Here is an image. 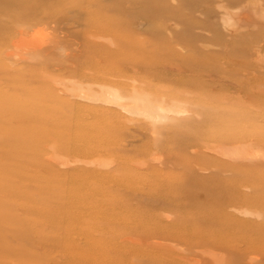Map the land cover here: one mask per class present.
I'll return each mask as SVG.
<instances>
[{"label":"rangeland","instance_id":"374dc122","mask_svg":"<svg viewBox=\"0 0 264 264\" xmlns=\"http://www.w3.org/2000/svg\"><path fill=\"white\" fill-rule=\"evenodd\" d=\"M36 1L41 18L0 33V93L31 92L20 103L38 138L16 142L0 115V264L250 263L246 232L148 236L184 214L264 212V0ZM24 25L44 44L18 59L6 50ZM116 91L171 113L127 111Z\"/></svg>","mask_w":264,"mask_h":264},{"label":"bare ground","instance_id":"6f19581e","mask_svg":"<svg viewBox=\"0 0 264 264\" xmlns=\"http://www.w3.org/2000/svg\"><path fill=\"white\" fill-rule=\"evenodd\" d=\"M37 4H38V2L36 0H24V1H22V0H20V1H18V0H0V13L4 12L5 13L4 15L8 14V16H6L7 18L6 17H3V19L0 18V33L1 32L5 33L6 31L11 30V28H14L16 25L27 24L28 20H30V19H39V18H41V16H39L38 12L35 9L42 8L44 6L38 7ZM15 6H16V8H15ZM46 8H48V7H46ZM45 14L46 15H50L47 12H45ZM6 19H8V20L6 21ZM12 24H13V27H12ZM38 30L37 31H33L29 26H26V25H24L23 27H20V29L17 32V35L10 41L9 49L6 50V52L8 51L7 52L8 55L9 56L12 55L14 57H17L18 59L19 58L23 59L28 53L37 51L40 48V45L43 46L44 42L42 44L41 43H39V44L34 43L35 38L38 37V35L40 34V32H38ZM1 43H5V41L1 42ZM0 72H3V71H0ZM32 72L34 73V69L31 70V73ZM1 75H2V73H1ZM8 81H9L8 83L10 84L11 88L12 87L14 88L13 85L16 84L17 82L20 85L18 87V90H23L22 88L25 87L24 81L20 80L19 78L17 80H15V81H13L12 78H11ZM57 83H59V82H57ZM25 91L26 92L20 93L21 96H16L17 100H14V101H11V97H10V94H8V92L6 94L5 93H0V115H4V116H9L8 114L12 115L11 117L3 119L4 123H3L2 127H3V130H7V131H9L10 133H12L13 135L16 136V139H17L16 142H19V140L22 139L24 141L23 142L24 144H27V146H29L30 148L35 149L34 148L35 147L34 144H35V142L37 141L38 138H37L36 135H32V134L28 133L29 131H28V129H26V127L31 125L35 121L37 122V119L36 118L35 119H30L29 117H27L26 114H25V109L21 106L20 102H21L22 97L25 96L26 98H28V97L32 96V94H31V92L29 90H28L29 92L27 90H25ZM81 93H79V94H81ZM80 96L84 97L85 95L81 94ZM93 97H95V96H93ZM86 98H88V97H86ZM78 99L80 100L81 97H79ZM89 99H90V97H89ZM84 100L88 101L87 99H84ZM111 101L116 102L118 104V106H120L122 108H125L127 111L135 110V111L138 112V110H139L141 112H145L151 118L152 117L153 118L156 117V118L162 119V118H165V114L167 112L171 113L170 112L171 110L169 108L165 107L164 105H162L161 103H159V104L156 103L157 105H152L149 102H147L146 99L142 100V99L137 98V97L133 98V101H129L126 97L121 96L119 93H117V91H116V93H112V99L110 100V102ZM29 102H28V104H29ZM114 102H112L111 104H113L115 106ZM92 103H94V102L92 101ZM95 103H97V102H95ZM99 103L101 104V102H99ZM18 104H20V105H18ZM155 108H156V110H155ZM173 111H175V110H173ZM176 112H179V110H177ZM182 113H184V112H182ZM178 115H179V113H178ZM146 118L148 119V117H146ZM46 127H48V125ZM50 127H51V125H50ZM52 129H56V128L53 127ZM239 148H236L237 151L233 149L232 152L229 151L230 149L228 150V148H226L227 151H225L221 147H220V149L217 148V150L218 149L219 150L222 149L221 152L224 150L223 152H225V153L224 154L222 153L221 154L222 156L226 155V156L229 157V155H227V154H230V156L233 155V157H235V158H237L238 155L241 156L243 154V157H246L249 154V153L247 154L248 149L246 150L247 151L246 152V151H244L245 149L244 150H242V149L240 150ZM217 150H215V151H217ZM194 151L195 150H193V153H194ZM208 151H210V150H208ZM215 151H211V152H215ZM251 151L253 152L254 150L251 149L250 152ZM33 152H34V150H33ZM33 152L30 151V154H28V156H29L28 165L34 167V166L38 165L40 160L38 158L39 156L36 157ZM221 152H217L216 154L221 153ZM252 152L250 153L249 157L251 156ZM256 153L254 154L255 156H257ZM245 154H247V155L245 156ZM254 155L252 154L253 158H256ZM233 157H232V159H233ZM150 158H152V157H150ZM253 158H251V159H253ZM262 158L264 160V157H262ZM237 160H241V159H237ZM26 169L28 170V168H26ZM45 169H46V174L45 175L47 176L48 174H50L49 177L48 176L47 177L51 181L52 180L51 176H53V173H52V171L49 168L45 167ZM57 171L58 170H56V172ZM65 172L66 171H63V174ZM2 173L4 175H6V170L4 169L2 171ZM36 175H38V176L31 175L30 176L31 179L32 180L38 179L39 178V174H36ZM10 192L11 191H10V188H9L8 189V193H10ZM11 195L14 196L13 193ZM183 195H185V193H183ZM49 198H51V197H49ZM8 199H10V196H8ZM15 199L17 200V198H15ZM15 199H14V201H15ZM37 199H36V201H37ZM253 200L256 201V199H253ZM49 206H50V210H52L51 209V205H49ZM39 207H42V206H40V204L38 203V207L36 205L37 210L39 209ZM45 208L49 209V207H45ZM16 209H18V207ZM23 209H24V207H23ZM40 210H41V208H40ZM43 210H45V209L43 208ZM190 213H192V211H190ZM40 215H43V214L39 213V216ZM26 216H28V215H26ZM39 216H37V218H40ZM41 217H44V216H41ZM30 218H32V217H30ZM50 218H49L50 222L48 221V223H50V225H51V222L53 221L52 218H54V217L51 218L52 221H51ZM32 219H35V218H32ZM43 219H45V218H43ZM45 223H47V221ZM52 223L53 224L55 223V225H56V221L55 222L53 221ZM55 225H53V226H55ZM170 229H171L170 232H164V233H167V234H157L156 232H151V233H149L148 237H153L155 239L154 240V244H155V242L161 244L163 239L170 240V239H172L173 236L174 237H177V236L183 237V239L186 238V239L191 241V240H194V239L189 238L190 234H188L189 237H187V234H185V231L190 230L192 232L198 231L199 233H204L205 235H208V234L209 235H211V234L219 235V238L216 239V241H218L219 239H221L223 237V235H225L224 236L225 238L223 240H226L228 238L227 241H229V240L238 239V237H239L238 234L239 233L246 232L247 236L242 237V238H244V240H246L249 244L254 245V247L256 249V252H254L255 256L254 257H249V261L248 262H250V263H248V264H253V263L264 264V212H262L260 214V219H256V220L255 219H251V218H249V219H244V218L241 219L239 216L226 215V213L219 212V211L213 212L212 214H210L208 216L199 215V214H184L183 216L179 217L176 220V222L170 227ZM179 229H180L181 232H179ZM180 239H182V238H180ZM223 240H222V242L218 243V245H219L218 247H228V246L231 245L227 241L223 242ZM192 243H194V242H192ZM176 249H177V247H176ZM180 249H182V248H180ZM222 255H220V256H222ZM255 259L258 260V262Z\"/></svg>","mask_w":264,"mask_h":264}]
</instances>
